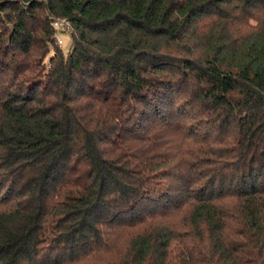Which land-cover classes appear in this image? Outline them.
<instances>
[{
	"label": "trees",
	"instance_id": "16d2710c",
	"mask_svg": "<svg viewBox=\"0 0 264 264\" xmlns=\"http://www.w3.org/2000/svg\"><path fill=\"white\" fill-rule=\"evenodd\" d=\"M0 264H264V0H0Z\"/></svg>",
	"mask_w": 264,
	"mask_h": 264
},
{
	"label": "built area",
	"instance_id": "2783aa9c",
	"mask_svg": "<svg viewBox=\"0 0 264 264\" xmlns=\"http://www.w3.org/2000/svg\"><path fill=\"white\" fill-rule=\"evenodd\" d=\"M54 27L56 29L55 33V44L58 45L59 47L63 48L64 41L60 35L59 32H71L72 27H71V22L69 20H55L54 21Z\"/></svg>",
	"mask_w": 264,
	"mask_h": 264
},
{
	"label": "rangeland",
	"instance_id": "374dc122",
	"mask_svg": "<svg viewBox=\"0 0 264 264\" xmlns=\"http://www.w3.org/2000/svg\"><path fill=\"white\" fill-rule=\"evenodd\" d=\"M58 20H66L64 18L62 19H58ZM63 41H64V44H63V51L64 53H68L69 49L71 48V45H72V38H71V32H59ZM55 37V35H54ZM51 46V49L53 50L54 46H56L55 42L53 44L50 45ZM47 61V57H46V60Z\"/></svg>",
	"mask_w": 264,
	"mask_h": 264
}]
</instances>
